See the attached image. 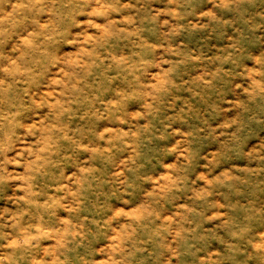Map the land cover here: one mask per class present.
Instances as JSON below:
<instances>
[{"label":"clouds","instance_id":"clouds-1","mask_svg":"<svg viewBox=\"0 0 264 264\" xmlns=\"http://www.w3.org/2000/svg\"><path fill=\"white\" fill-rule=\"evenodd\" d=\"M0 264H264V0H0Z\"/></svg>","mask_w":264,"mask_h":264}]
</instances>
